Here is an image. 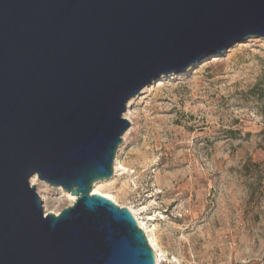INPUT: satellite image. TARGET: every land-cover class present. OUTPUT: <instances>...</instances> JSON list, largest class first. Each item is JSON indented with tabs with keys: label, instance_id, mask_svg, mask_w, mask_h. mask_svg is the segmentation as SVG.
Here are the masks:
<instances>
[{
	"label": "water",
	"instance_id": "95a60500",
	"mask_svg": "<svg viewBox=\"0 0 264 264\" xmlns=\"http://www.w3.org/2000/svg\"><path fill=\"white\" fill-rule=\"evenodd\" d=\"M264 0H0V264H156L113 176L127 103L247 37ZM36 177L76 201L45 214Z\"/></svg>",
	"mask_w": 264,
	"mask_h": 264
},
{
	"label": "rangeland",
	"instance_id": "374dc122",
	"mask_svg": "<svg viewBox=\"0 0 264 264\" xmlns=\"http://www.w3.org/2000/svg\"><path fill=\"white\" fill-rule=\"evenodd\" d=\"M124 114L122 170L98 190L152 230L160 264H264V38L160 75ZM33 187L53 214L76 201Z\"/></svg>",
	"mask_w": 264,
	"mask_h": 264
},
{
	"label": "bare ground",
	"instance_id": "6f19581e",
	"mask_svg": "<svg viewBox=\"0 0 264 264\" xmlns=\"http://www.w3.org/2000/svg\"><path fill=\"white\" fill-rule=\"evenodd\" d=\"M127 105H129V102L127 103ZM126 117H127V114H124V115H123V118L126 119ZM124 134H125V133H124ZM113 167H114V173H115V175H116L120 170H122V169H117V167H115V164H114ZM38 181H39V180H38ZM36 183H37V178H36V177H33V178L30 180V185H31V186H34ZM102 183H104V182H103V181H99V182H96V183L93 184L92 189H91V193H92L91 195H93V194L100 195L101 197H104V198H106V199L112 201L113 203L117 204V203L115 202V200H114L111 196H109V195H107V194H104V193H102V192H100V191L98 190L99 187H100V185H101ZM68 196L71 198L72 202L75 201V198H74L75 196H72L70 193L68 194ZM41 198L43 199L42 196H41ZM76 199H77V198H76ZM43 208H44V213H45V214H53V213H50L49 211H47V210L45 209V206H43ZM130 211H131V213L133 214V216L135 217L136 222H137L139 228H140L142 231H144V234L146 235V237H147V239H148V242H149L151 248H152L153 251H154L156 264H160V263H161V259H163V258H165V257H164L161 253H159V252L157 251V249H156L155 239H154L153 237L149 236V234H148L149 232H152V230H149V231H148V228H146L145 225H143V223H141V222L138 220V218H137V216L135 215V213H134L132 210H130ZM54 215H58V214H54Z\"/></svg>",
	"mask_w": 264,
	"mask_h": 264
}]
</instances>
